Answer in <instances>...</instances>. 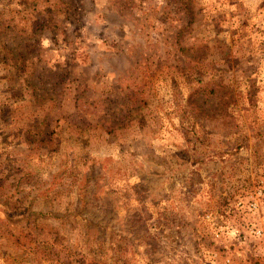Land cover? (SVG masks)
Listing matches in <instances>:
<instances>
[{"label":"rangeland","instance_id":"obj_1","mask_svg":"<svg viewBox=\"0 0 264 264\" xmlns=\"http://www.w3.org/2000/svg\"><path fill=\"white\" fill-rule=\"evenodd\" d=\"M0 264H264V0H0Z\"/></svg>","mask_w":264,"mask_h":264},{"label":"built area","instance_id":"obj_2","mask_svg":"<svg viewBox=\"0 0 264 264\" xmlns=\"http://www.w3.org/2000/svg\"><path fill=\"white\" fill-rule=\"evenodd\" d=\"M252 207L253 208H255L256 207V205L255 204H252ZM252 232H254V234L256 235V236H260V234H261V229H257V230H253Z\"/></svg>","mask_w":264,"mask_h":264}]
</instances>
